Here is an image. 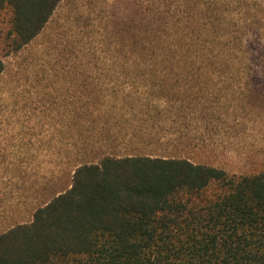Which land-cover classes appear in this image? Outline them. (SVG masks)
Here are the masks:
<instances>
[{
	"label": "trees",
	"instance_id": "1",
	"mask_svg": "<svg viewBox=\"0 0 264 264\" xmlns=\"http://www.w3.org/2000/svg\"><path fill=\"white\" fill-rule=\"evenodd\" d=\"M61 1L0 0L3 54L30 44ZM148 9L152 24L130 33L104 72L77 66L58 151L74 157L70 185L0 181V220L6 202L33 197L17 188L52 193L0 231V264H264V169L230 172L168 146L185 83L237 79L247 89L255 80L246 36L264 41V4L169 0Z\"/></svg>",
	"mask_w": 264,
	"mask_h": 264
},
{
	"label": "rangeland",
	"instance_id": "2",
	"mask_svg": "<svg viewBox=\"0 0 264 264\" xmlns=\"http://www.w3.org/2000/svg\"><path fill=\"white\" fill-rule=\"evenodd\" d=\"M168 1L62 0L30 44L7 56L0 49L5 62L0 75V181L32 176L30 184L53 178L59 187L70 185L74 157L66 159L58 151L66 143L61 116L72 117L77 66L82 63L90 71L104 72L110 53L121 50L130 33H142L145 24H152L155 11L148 7ZM246 44L256 76L249 88L237 79L233 84L220 79L184 84L185 107L168 118L175 132L169 135L168 146L182 150L179 155L230 172L264 169V41L252 32ZM12 163L21 168L10 172L6 166ZM45 189L51 186L40 191L17 188L24 197H33L24 204L6 202L8 218L0 220V231L12 219H30L33 204L52 194Z\"/></svg>",
	"mask_w": 264,
	"mask_h": 264
}]
</instances>
